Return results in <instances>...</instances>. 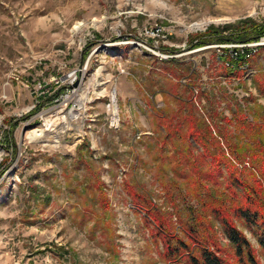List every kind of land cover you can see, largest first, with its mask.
I'll list each match as a JSON object with an SVG mask.
<instances>
[{"label": "rangeland", "instance_id": "374dc122", "mask_svg": "<svg viewBox=\"0 0 264 264\" xmlns=\"http://www.w3.org/2000/svg\"><path fill=\"white\" fill-rule=\"evenodd\" d=\"M246 19L264 27V0H0V264H193L166 261L181 240L235 264L207 208L232 195L181 178V146L203 151L174 126L193 113L224 152L264 146V36L190 48ZM235 223L264 264V231Z\"/></svg>", "mask_w": 264, "mask_h": 264}, {"label": "trees", "instance_id": "16d2710c", "mask_svg": "<svg viewBox=\"0 0 264 264\" xmlns=\"http://www.w3.org/2000/svg\"><path fill=\"white\" fill-rule=\"evenodd\" d=\"M223 30L229 31L230 34L223 36L218 29L210 27L206 33L199 36V40L192 44L190 48L203 47L210 44H227L231 41L240 44L255 43L259 42L260 38L264 36V27L260 24H256L251 19L225 26ZM250 51L251 50L245 51L247 56L239 55L238 59L231 61L229 66L224 67V76L226 78H241L240 69L242 66L239 63L247 60L245 58L249 57ZM194 85L196 84L191 85V87ZM257 89L258 92L264 96V80L258 84ZM177 102H181L180 104L183 103V101L180 100H177ZM181 111L185 110L181 109ZM182 113L184 116H181V122H176L174 128L177 129L178 135H181L182 141L185 142L186 140L189 141V139H192L194 142L200 144L203 152L198 156L195 155L190 144H186L185 149L181 146V153H179L181 155V178L184 180H193L188 177L195 175L199 177L203 176L214 185H218L221 180L223 182L225 181V189L232 195L231 199L228 198L225 202L212 199L208 201L207 208L212 216H218L225 237L231 246L230 251H233L231 253L232 258L235 260V264L240 262L242 264H259L252 245L248 242L243 233L237 229L235 221L242 222V224L248 228H258L264 231V146H258V150L255 147L249 148V153L247 154V150L245 149L244 152L243 147L229 145L227 150L225 149L227 152H224L216 139L217 137L213 136L210 125H206L204 120L194 117L192 115L193 113H190L189 117H186L184 112ZM258 113L256 116H258ZM191 119L195 121V124H193ZM223 120L227 124L232 123L230 119L225 117ZM188 123H191V125H188ZM261 127L260 125L256 127L255 124H250V129L256 134L262 132L263 128ZM14 128L12 127V130ZM218 138L221 139V135L218 136ZM209 140H214L217 146L213 149L209 148L207 146ZM162 144H164V142ZM176 148L175 146L174 149L176 150ZM228 153L230 155L229 157L227 156ZM199 157H201V163ZM207 158H210L211 162L207 163L205 161ZM186 168H191V173L185 174ZM222 169L228 173L226 178L223 177ZM129 192L135 204L141 206L143 199L139 194L134 190ZM227 206L228 208L230 207L229 213L231 216L229 213L224 212L225 209H228L226 208ZM148 215L151 216L150 218L152 221L158 224L161 223V220L154 214H151V212H149ZM182 228L184 230L188 229V231L192 233L191 227H188L186 224H184ZM259 245L264 252V235L260 236ZM216 247L219 249L215 242V249ZM192 252L193 250L190 248L189 244L181 240V249L171 250L169 247H166L164 257L166 261H174L180 255L190 256L193 264H224V259L218 257L213 250L201 248L200 258L194 256ZM227 264L233 263L227 261Z\"/></svg>", "mask_w": 264, "mask_h": 264}, {"label": "bare ground", "instance_id": "6f19581e", "mask_svg": "<svg viewBox=\"0 0 264 264\" xmlns=\"http://www.w3.org/2000/svg\"><path fill=\"white\" fill-rule=\"evenodd\" d=\"M114 98V97H113ZM43 136V132H39V131H34V134L31 135L30 139H33V138H40Z\"/></svg>", "mask_w": 264, "mask_h": 264}, {"label": "built area", "instance_id": "2783aa9c", "mask_svg": "<svg viewBox=\"0 0 264 264\" xmlns=\"http://www.w3.org/2000/svg\"><path fill=\"white\" fill-rule=\"evenodd\" d=\"M239 47L243 48V47H244V45H241V46H234L233 48H239ZM232 51H235V50L233 49ZM232 51H231V52H232ZM233 53H234L233 55H235V56H236V53H235V52H233Z\"/></svg>", "mask_w": 264, "mask_h": 264}]
</instances>
